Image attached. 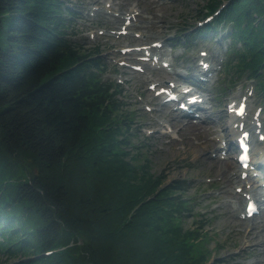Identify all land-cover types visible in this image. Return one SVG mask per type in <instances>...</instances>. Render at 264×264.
I'll use <instances>...</instances> for the list:
<instances>
[{
    "label": "trees",
    "instance_id": "16d2710c",
    "mask_svg": "<svg viewBox=\"0 0 264 264\" xmlns=\"http://www.w3.org/2000/svg\"><path fill=\"white\" fill-rule=\"evenodd\" d=\"M227 1L187 38L230 28L217 96L243 76L264 95V0ZM78 19L66 0H0V252L33 256L13 264H206L210 221L190 181L165 184L129 150L134 112L99 46L72 40Z\"/></svg>",
    "mask_w": 264,
    "mask_h": 264
},
{
    "label": "rangeland",
    "instance_id": "374dc122",
    "mask_svg": "<svg viewBox=\"0 0 264 264\" xmlns=\"http://www.w3.org/2000/svg\"><path fill=\"white\" fill-rule=\"evenodd\" d=\"M66 2L74 14L80 18L77 21V35L72 40L78 42L84 50H88L95 45L99 46V57L109 69L104 74V79L114 82L119 86V89L123 90V94L121 92L120 95L124 103L123 112H134L130 116L134 118V125L129 142L131 147L135 146L136 149L130 148L129 150L136 151L137 147L142 148L141 152L145 154V157L140 158L139 162L141 164L148 163L147 171L149 174L159 175L163 171L167 178L164 181L165 184L170 181H190L191 189L185 192V196L194 197L199 203L196 211L210 221V224L204 229L210 238L207 248L213 251L210 260L206 264L216 262L225 264H264V247L261 245L253 246L252 243H258V239H251L256 235L259 237L260 231H264V223L253 231V234L248 235L249 230L261 220L262 216L251 221L239 218V214L244 211V195H246L247 189L252 184V189L257 190L259 183L253 180V183L242 184L240 181L229 186L228 178L223 177V180H221L219 173L216 171V163L225 161H221L223 156L219 150V140L206 145V147L202 145L203 137L206 138L212 134L222 137L227 128L232 127L229 119L224 116L225 104L228 100L232 102L241 96L248 97L252 107L262 108L260 119L264 124V95L258 94L253 81L243 76L240 80L230 83L227 81L231 78H228L221 86L222 92L218 96L216 94L221 79H224V56L227 46L231 42L228 37L230 28L219 29L218 33L221 32L217 36L206 34L204 40L202 37L194 38L191 36L190 39L187 38L188 34L192 35L197 29H201L198 28L199 26L208 25L212 21L206 19V0H66ZM228 4L227 0L220 1L216 7L219 14ZM131 7H133L131 10H136L135 12L139 15L150 18L148 22L141 24L148 31L147 36L145 31L141 33V28H134L135 30L131 34L117 37L116 32L123 24V16ZM112 14L121 18L116 19ZM204 14L205 16H203ZM216 16L217 13L209 17L214 19ZM138 25L139 22H136L134 26ZM135 36H138V38ZM168 38L175 39L168 44ZM186 39L189 41L186 42ZM154 42L163 44L162 51L172 58L177 72L196 66L200 58L203 57L202 52L206 53V58H209L212 53L217 54L214 64L216 70L213 71L214 77L212 76L210 82L205 86L207 91L204 93V100L206 102L202 105L203 110L199 112L202 119L207 116L212 118L211 125H206L202 122V119L191 120L180 117L174 119V116L178 114L173 113L170 108H163L166 106H159L158 99L153 97V93L148 90L151 83H159L160 86L166 87V82L176 80L179 84H182V80L177 76L150 68L141 74L131 69L117 67L118 61L121 59V54H119L121 48L149 47ZM175 55L178 56L175 58ZM129 58L134 59L133 56H129ZM148 108L153 109V111L148 112L146 110ZM170 119H172L171 123L173 122V124H177V121H179L176 129L165 126L164 122ZM188 122L194 125L199 124L196 127L202 130L205 127L204 133L198 136L195 133L187 132L185 126L183 128L182 126L191 124ZM247 123L249 124V122ZM180 128L183 130L178 133ZM162 134L165 136L162 137ZM214 136L210 138H214ZM231 138L233 139L234 136ZM229 139V137H225V141L222 140V145L228 143ZM190 145L194 146L196 151ZM229 151L228 149L225 162H234V151L233 153ZM253 155L254 157L264 155V142L253 149ZM211 184L216 187L209 189L211 191L208 192H200V190L208 189ZM236 186H241L242 193L235 192ZM196 191H199V193ZM239 197L242 198L240 203L236 200ZM192 222V216H188L184 221V226L191 228ZM5 256V253L0 252V264H4V262L13 264L18 260L27 262L33 259L31 254L14 256L9 259ZM22 257L26 258L22 259Z\"/></svg>",
    "mask_w": 264,
    "mask_h": 264
},
{
    "label": "bare ground",
    "instance_id": "6f19581e",
    "mask_svg": "<svg viewBox=\"0 0 264 264\" xmlns=\"http://www.w3.org/2000/svg\"><path fill=\"white\" fill-rule=\"evenodd\" d=\"M150 1V0H149ZM154 2V1H153ZM149 3V2H148ZM167 5V4H166ZM157 8H158V6H157ZM159 9V8H158ZM165 10V9H164ZM136 10H131L128 14H126V16H129V15H135V18H136V22H139L140 24L141 23H144V22H148L149 21V19L150 18H145V17H143L142 15H139V14H136V12H135ZM168 11V10H167ZM164 13V12H163ZM121 14V13H120ZM164 17V16H163ZM137 18H138V20H137ZM112 20V19H111ZM136 22L135 23H133V26L134 25H136ZM138 26H141V28H142V25H138ZM144 26V25H143ZM146 26V25H145ZM142 29H144V28H142ZM144 31H145V29H144ZM146 33V36H147V34H148V31L147 32H145ZM157 33V32H156ZM154 34V33H153ZM150 51L151 52H153V54L154 55H156V56H161V57H168L169 55H165L164 53H163V51L161 50V49H153L152 47L150 48ZM216 59H217V54L216 53H212V55H210L209 56V58H206L205 60L204 59H201L200 58V60L199 61H203V64H205V67L208 69L207 71H204L203 70V68H202V66H196V67H191L190 68V71H191V77L192 78H201V77H204L206 80H208L209 79V75L211 74V73H213V71H215L216 70V66L214 65L215 64V62H216ZM165 61H167V60H165ZM169 62V61H168ZM174 66V64L171 62L170 63V65H169V68L171 67H173ZM176 76H178L177 74H176ZM161 106H167L166 104H163V105H161ZM179 115H177V116H174L173 118L174 119H177V117H178ZM162 117V116H161ZM171 121H172V119H170V120H167V121H165L164 122V124L165 125H167L168 127H170V128H172V129H176L177 128V125H178V122L179 121H177V124H173V122L171 123ZM237 121H240V120H237ZM245 121V120H244ZM133 122V121H132ZM157 122H158V120H157ZM175 122V121H174ZM202 122H204L206 125H211V123H212V118L210 117V116H207V117H204L203 119H202ZM188 123H191V122H188ZM244 123H246L247 124V121H245ZM161 124V123H160ZM217 124V123H216ZM196 125H199V124H185V125H183L182 126V128L185 126V128H186V131L187 132H192V133H195L196 135H198V136H201L203 133H204V128L205 127H203V130L201 129V128H198V127H196ZM218 125V124H217ZM154 126V125H153ZM255 127H259L258 125H255ZM217 128V127H216ZM183 130V129H182ZM182 130H181V128L178 130V133H181L182 132ZM207 131H209V129H207ZM208 134V133H207ZM206 134V135H207ZM236 134H238V131L236 130V129H234L233 127H228L227 128V130H226V132H225V134L224 135H222V137H217V136H214V135H216V134H212L211 136H208V137H203V141H202V145H204L205 147H206V145H208V144H211V143H214V142H216V141H218L219 140V142L220 141H222V140H224L225 139V137H229L230 139H229V143H230V151L229 152H233L237 147H236V144L235 143H233V139L231 138V137H233V136H235ZM184 135V134H183ZM205 135V134H204ZM210 135V134H209ZM162 137H164L165 135H161ZM181 136V135H180ZM212 136H214V138H210V137H212ZM195 137V136H194ZM186 142V141H185ZM192 142V141H191ZM181 145V144H180ZM186 145V144H185ZM197 146V145H196ZM198 146H199V144H198ZM172 147V146H171ZM190 147L191 148H193V150H195L196 151V148L193 146H191L190 145ZM189 147V148H190ZM201 148V147H200ZM199 148V149H200ZM188 150H190V149H188ZM172 151V150H171ZM200 151V150H199ZM187 152V151H186ZM203 157V156H202ZM205 160V159H204ZM229 160V159H228ZM216 165H217V168H216V171L219 173V176L221 177V180H223V177H227L228 179V181H229V186L231 185V184H235V183H238V182H240L241 181V179H240V175H241V171H240V169H239V165H238V163L235 161V162H233V161H231V162H219L218 161V163H216ZM258 165H260L261 167H264V155L263 156H261V157H259V160H258ZM208 166V165H207ZM215 168V167H214ZM201 176V175H200ZM226 181V180H225ZM227 185V184H226ZM237 187H241V186H236V188ZM249 189V188H248ZM248 194H250V195H252L253 196V198L256 200V202H258V203H260L261 205H264V204H262L263 202H264V197L262 196V195H260L259 194V192H256V190L255 189H253V190H251L250 192H248ZM236 200H237V202L238 203H240L241 202V200H242V198L241 197H239V198H236ZM237 206V205H236ZM239 206V205H238ZM229 208V207H228ZM237 209V208H236ZM238 210V209H237ZM233 212V211H232ZM244 214H245V212H244ZM262 218H261V220L260 221H258L256 224L255 223H253V224H255V226L254 227H252V229H250L249 230V232H248V235L249 234H253L252 232L253 231H255V230H257L259 227H260V225H262L263 223H264V213L262 212ZM254 238H256V239H258V243H252V245L253 246H259V245H261V246H263L264 247V231H260V235H259V237H257V235L255 236V237H252L251 239H254ZM248 241V240H247ZM245 243H248V242H245ZM251 243V242H250ZM257 249V248H256ZM257 251V250H256Z\"/></svg>",
    "mask_w": 264,
    "mask_h": 264
}]
</instances>
